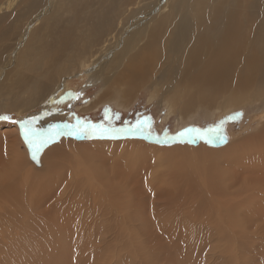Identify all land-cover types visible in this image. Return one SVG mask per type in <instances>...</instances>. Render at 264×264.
I'll return each instance as SVG.
<instances>
[{
  "label": "rangeland",
  "instance_id": "rangeland-1",
  "mask_svg": "<svg viewBox=\"0 0 264 264\" xmlns=\"http://www.w3.org/2000/svg\"><path fill=\"white\" fill-rule=\"evenodd\" d=\"M81 73L67 77L68 89L52 102L0 116L24 121L70 115L73 122L64 119V125H76L79 119L113 129H131L144 121L143 132L86 135L84 142L97 144L81 153L62 145L42 152L51 142L33 160L19 124L0 120V187L8 176L14 184L8 189L12 192L0 195V206L15 212L0 216L2 222H12L0 234V264L23 263L32 253H42L34 261L40 264H264V100L241 97L243 103L229 106L226 95L211 107L195 101L184 108L180 96L172 100L164 87V93L143 87L124 111L102 104L86 112L102 88ZM106 109L111 110L108 117ZM236 113L242 116L236 119ZM186 129L201 131L181 136ZM62 131L57 138L82 142L76 136L84 134ZM13 132L22 144L17 148L9 139ZM132 141L148 147L141 144L130 152L124 145L109 144ZM142 148L148 156H142ZM189 169L192 184L179 177ZM89 172L94 173L92 186L82 174ZM20 211L41 217V234L52 232L48 221L61 213L83 215L89 220L82 239H76L82 243L55 261L60 255L56 236L49 246L45 239L18 230L32 219L14 218ZM14 230L18 237L5 241Z\"/></svg>",
  "mask_w": 264,
  "mask_h": 264
},
{
  "label": "bare ground",
  "instance_id": "bare-ground-1",
  "mask_svg": "<svg viewBox=\"0 0 264 264\" xmlns=\"http://www.w3.org/2000/svg\"><path fill=\"white\" fill-rule=\"evenodd\" d=\"M81 71L102 88L86 112L102 104L124 111L143 87H164L171 99L180 96L184 108L195 101L211 107L226 95L229 106L243 103L241 97L264 100V0H0V113H26L52 102L68 89L66 78ZM45 118L36 119L34 126L45 133L64 125V119L73 122L70 115ZM13 134L9 139L17 148L22 144ZM76 138L82 142L57 138L42 152L62 145L81 153L97 144L84 142L86 135ZM109 144L124 145L130 152L141 144L148 147L137 141ZM148 153L141 149L142 156ZM191 173L189 169L179 177L192 184ZM82 174L92 186L94 173ZM75 177L70 178L77 182ZM4 184L0 195L14 185L9 176ZM14 213L0 206L1 217ZM14 218L32 217L20 211ZM31 220L19 224L18 230L45 239L49 246L56 236L60 255L55 261L60 262L80 246L76 239H82L89 219L61 213L48 221L49 234H41V217ZM11 224L0 220V234ZM18 230L8 233L5 241L18 237ZM41 255L32 253L18 264H40L34 261Z\"/></svg>",
  "mask_w": 264,
  "mask_h": 264
},
{
  "label": "snow or ice",
  "instance_id": "snow-or-ice-1",
  "mask_svg": "<svg viewBox=\"0 0 264 264\" xmlns=\"http://www.w3.org/2000/svg\"><path fill=\"white\" fill-rule=\"evenodd\" d=\"M79 93L75 94L76 98H79ZM110 109H106L105 115L108 117L110 113ZM242 116V113H236L234 118L239 119ZM0 120L10 121L12 123H17L20 126L21 133L24 136L25 142L28 144L29 149L32 153V159L37 160L38 153L40 150L45 147L48 143L55 142L57 137L65 134L62 129H69L67 132L68 135L73 134H84V135H111L115 132H122L126 134L136 135L138 133L143 132V128L141 125L144 124V121H138L135 126L131 129H113L105 127L103 124H91L90 122L81 121L77 119L76 125H54L52 126L46 133L41 132L34 127L35 119L24 120V121H12L9 116H0ZM110 122V121H109ZM71 129H75V132L71 131ZM90 130V131H89ZM200 132L199 129H186L184 132H181L180 135L183 136L188 132ZM209 131H212L209 129ZM223 139L222 137H220ZM211 142V141H209Z\"/></svg>",
  "mask_w": 264,
  "mask_h": 264
}]
</instances>
